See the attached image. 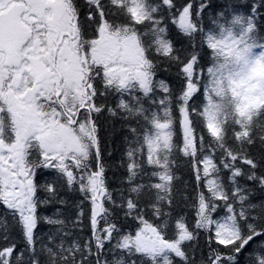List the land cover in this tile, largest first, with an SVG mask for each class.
I'll use <instances>...</instances> for the list:
<instances>
[{
    "label": "snow or ice",
    "instance_id": "snow-or-ice-1",
    "mask_svg": "<svg viewBox=\"0 0 264 264\" xmlns=\"http://www.w3.org/2000/svg\"><path fill=\"white\" fill-rule=\"evenodd\" d=\"M86 3L84 17L77 0H0V239L8 242L18 230L23 245L0 249V264H196L189 252L196 249L185 242H196L197 234L183 216L173 223L165 211L175 204V150L192 161L195 227L207 232L212 249L207 264H237L245 253L246 264H264V200L251 199L257 189L264 192V123H258L264 109L247 123L229 120L223 132L213 124L222 109L216 100L223 96L224 65L213 63L223 44L217 31L236 43L249 34L264 39V0H225L215 17L207 11L210 0L179 8L176 0ZM241 7L243 17L229 19ZM165 17L188 36V47L177 48L168 38ZM90 28L95 38L85 39ZM197 36L211 50V67L203 66ZM172 68L180 80L175 89L158 78ZM201 91L202 106L196 102ZM110 96L116 97L113 106ZM104 112L147 128H126L127 147L117 166L127 187L118 190L106 178L99 135ZM177 112L180 148L173 142ZM64 189L79 192L80 203L69 209L60 196ZM50 204L63 210L44 215ZM85 215L91 236L67 243L69 224L77 227ZM129 218L134 232L124 231L132 227L124 224ZM44 224L55 228L48 243L39 231ZM109 253L119 258L108 260Z\"/></svg>",
    "mask_w": 264,
    "mask_h": 264
},
{
    "label": "trees",
    "instance_id": "trees-1",
    "mask_svg": "<svg viewBox=\"0 0 264 264\" xmlns=\"http://www.w3.org/2000/svg\"><path fill=\"white\" fill-rule=\"evenodd\" d=\"M153 4H158L160 0H150ZM194 3L197 7H199L200 0H176L177 8L180 7V5H186L188 3ZM231 3H235L238 5H242L245 0H229ZM77 3L81 6V10L83 12V16L86 17L88 14V6L86 3V0H77ZM211 7L207 10L209 16L215 17L217 13L220 11H223L225 9V0H210ZM245 10L241 7L239 8L235 13H243ZM83 18V17H82ZM167 23L164 24L167 28V35L170 40L173 41L174 45L177 48H186L189 46V38L186 34L182 33V31L178 28V26L174 23H172L171 19H167ZM231 16H229V19ZM120 22L119 20L117 21ZM204 23L208 25V27H212L211 21L208 16H205ZM95 27V26H93ZM142 31H148L147 28H142ZM206 31L208 28L205 29ZM92 29H89V35L85 36V39H92L95 38L94 35L91 34ZM260 36L264 37V30H261L259 33ZM195 43H200L201 51L204 54V62L203 66L206 68L212 64V58H211V50L206 48V45H204L201 42V38L199 36L195 37L194 40ZM258 43H264V39H258ZM158 78H162L166 80L169 85L172 88H178L180 84L179 77L176 75V69L172 68L171 72L167 71H161L158 74ZM109 106H113L116 103V97L110 96L108 98ZM196 102L202 106L203 101V93H198L196 95ZM148 105L146 104L145 107ZM180 117L178 112L174 114V128H173V142L178 146V148L182 147V128L179 123ZM258 123H264V120H258ZM140 124V126L144 127L145 130H147L146 126L143 125L142 121H136L131 124L126 123L125 120L118 119L111 117L107 112H104L99 115V135L101 138V149H102V155L104 158L105 166H106V178L107 182L109 184L110 189L118 190L121 188H126V184H122L121 181L125 176L124 169L122 167H118L117 165L120 164L121 157L127 147L125 144V138L129 136V133L126 131L127 127H137V125ZM205 136V140L207 141L209 139V135L205 132L203 133ZM229 137H231V133H228ZM229 144H231L233 147H235V142L231 139H229ZM254 155H259V148L254 147L250 149ZM145 152H146V146H145ZM170 160L172 161V170L176 176V180L174 181L175 186V204L171 209L166 208L165 211H170L172 213V221L173 223H177L178 221L176 218L178 216L184 217V222L188 226L190 231H193L197 234L198 239L196 242H185L187 243H193V246L195 247V251L193 252L191 249H189V252L191 254V257L196 261V264H207L206 257L208 256L209 252L212 250L208 244V234L203 229H196V221L198 217L196 216V212L193 209L194 204V197L195 193L198 190L196 188L195 184V176L192 172V161L185 157L182 152L179 150H175L174 154L170 157ZM202 167V166H201ZM225 179L228 176V173L225 171L223 173ZM243 183V181H241ZM60 196L64 198L67 201V207L71 209L75 204L80 203L82 196L79 192H68L67 189H64L60 192ZM252 202L255 204H258L261 200H264V192L259 191V189L256 190L255 195L252 196ZM85 212H88L89 204L87 201H85ZM57 208H62L61 205L58 204H50L47 209L44 211V215H52L53 212L56 211ZM4 206L0 205V213H3ZM256 213H253L255 215ZM224 211L219 212V216H223ZM117 216L121 219L123 218V213H117ZM146 219H149L150 223H155V220L150 215L146 217ZM124 224H132V227L130 228H124L125 232L128 231H135L136 230V224H134L131 219L124 221ZM69 228H71V231L73 233L72 237L69 238L67 243H71L73 239L80 238V242H84L88 240V238L91 236V230H90V224L87 215L82 219V222L75 228L71 227V224H69ZM40 233L44 237L45 243H48L47 236L50 232H54L55 228L52 226H49L47 224H44L40 229ZM11 239L8 242H4L2 239H0V249L9 246L11 243L15 242L17 245L21 244V236L18 230H12L11 231ZM172 232L169 231V236L171 237ZM58 242V241H57ZM115 243V241H113ZM218 241L215 239L213 240V245L217 244ZM220 248H224V245H219ZM255 247V245L249 246V251H251V248ZM246 256L247 253L244 255H240L237 258V264H246ZM118 256H114L112 253H109L107 259L113 260L118 259Z\"/></svg>",
    "mask_w": 264,
    "mask_h": 264
},
{
    "label": "clouds",
    "instance_id": "clouds-1",
    "mask_svg": "<svg viewBox=\"0 0 264 264\" xmlns=\"http://www.w3.org/2000/svg\"><path fill=\"white\" fill-rule=\"evenodd\" d=\"M236 16L243 17V13H234L230 19ZM239 28V25H235L232 29L236 40L240 38ZM217 38L223 44L213 63L224 65L221 80L223 96L216 100L222 104V109L213 124L223 132L229 120L247 123L259 110L264 109V58H261L264 48L257 46L258 41L251 34L241 43L220 37L218 31Z\"/></svg>",
    "mask_w": 264,
    "mask_h": 264
}]
</instances>
